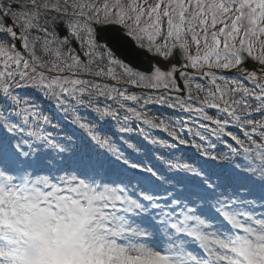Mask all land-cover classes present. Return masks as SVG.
Wrapping results in <instances>:
<instances>
[{
  "label": "snow or ice",
  "instance_id": "snow-or-ice-1",
  "mask_svg": "<svg viewBox=\"0 0 264 264\" xmlns=\"http://www.w3.org/2000/svg\"><path fill=\"white\" fill-rule=\"evenodd\" d=\"M0 264H264V0H0Z\"/></svg>",
  "mask_w": 264,
  "mask_h": 264
}]
</instances>
